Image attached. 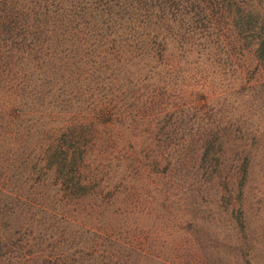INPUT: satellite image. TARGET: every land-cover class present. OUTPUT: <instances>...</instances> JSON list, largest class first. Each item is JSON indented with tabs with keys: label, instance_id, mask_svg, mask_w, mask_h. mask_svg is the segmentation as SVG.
<instances>
[{
	"label": "rangeland",
	"instance_id": "374dc122",
	"mask_svg": "<svg viewBox=\"0 0 264 264\" xmlns=\"http://www.w3.org/2000/svg\"><path fill=\"white\" fill-rule=\"evenodd\" d=\"M162 31L0 53V264H264V65Z\"/></svg>",
	"mask_w": 264,
	"mask_h": 264
},
{
	"label": "trees",
	"instance_id": "16d2710c",
	"mask_svg": "<svg viewBox=\"0 0 264 264\" xmlns=\"http://www.w3.org/2000/svg\"><path fill=\"white\" fill-rule=\"evenodd\" d=\"M47 24L69 28L76 39L159 38L162 47V29L184 28L196 35L193 44L213 35L231 46L232 58L251 54L252 65H264V0H0V53L15 41L40 42Z\"/></svg>",
	"mask_w": 264,
	"mask_h": 264
}]
</instances>
